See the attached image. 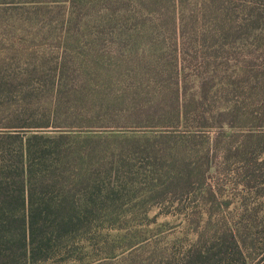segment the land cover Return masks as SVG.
I'll return each mask as SVG.
<instances>
[{"label":"trees","instance_id":"16d2710c","mask_svg":"<svg viewBox=\"0 0 264 264\" xmlns=\"http://www.w3.org/2000/svg\"><path fill=\"white\" fill-rule=\"evenodd\" d=\"M24 2L0 1V264H93L141 182L188 227L157 264H264L259 209L249 230L209 208L222 175L264 197V132H235L264 128V0Z\"/></svg>","mask_w":264,"mask_h":264},{"label":"rangeland","instance_id":"374dc122","mask_svg":"<svg viewBox=\"0 0 264 264\" xmlns=\"http://www.w3.org/2000/svg\"><path fill=\"white\" fill-rule=\"evenodd\" d=\"M2 1V0H0ZM11 1V0H7ZM18 5H26L29 8L35 7L33 2H24L16 0ZM57 3L51 2L49 5L55 6ZM19 25L15 24L12 14L9 12L0 17V39L14 38L20 34ZM11 44V42H10ZM4 43H0V46ZM259 122L251 120L238 127L235 132L248 133L249 130L262 131L264 128H258ZM143 135V131H118L114 132L112 137L120 138L123 136ZM241 164H233L232 169L241 168ZM223 196L219 198L220 203L215 208L209 207L214 215L215 220L222 223H230L233 227H248L251 230V208L259 209L261 220H264V197L255 199L248 189L236 187L240 180L235 174L221 176L219 178ZM146 183H140L139 194L143 197L140 200L133 201L129 206L114 209L115 211L104 220V237L95 240L97 249L91 258L86 259L85 263L93 264H157L158 257L156 254V245L158 249L172 248L176 254L182 250V245L186 241L188 227L185 224L183 216L178 213L179 207L168 205H155L148 189L144 190ZM249 192V193H248ZM192 203L187 200V203ZM251 202L253 205H251ZM229 203L228 205H226ZM248 207L246 208L245 205ZM219 207V209H218ZM201 212L200 209H198ZM208 209L205 215H208ZM263 215V216H262ZM197 219L200 214L197 212ZM216 217V218H215ZM204 221L209 220L207 216L203 217ZM243 232V231H241ZM251 232V231H250ZM245 235H247L246 232ZM240 243L246 245L251 254V240L238 238ZM178 242V245L174 243ZM79 262H70L68 264H78ZM51 264H60L58 260ZM251 264V261L249 262Z\"/></svg>","mask_w":264,"mask_h":264}]
</instances>
